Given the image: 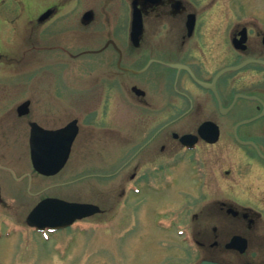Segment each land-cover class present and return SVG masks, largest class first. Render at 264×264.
Wrapping results in <instances>:
<instances>
[{
	"label": "flooded vegetation",
	"instance_id": "flooded-vegetation-1",
	"mask_svg": "<svg viewBox=\"0 0 264 264\" xmlns=\"http://www.w3.org/2000/svg\"><path fill=\"white\" fill-rule=\"evenodd\" d=\"M134 1L0 0L7 17L21 4L31 17L13 23L12 46L0 40V65L25 35L34 62L52 50L65 60L58 95L34 79L25 97L19 79L0 83V164L31 165L33 128L75 121L77 200L88 180L90 203L114 211L116 190L135 184L144 209L167 198L174 220L223 264H264V0H138V46ZM41 178L42 198L67 186L66 175Z\"/></svg>",
	"mask_w": 264,
	"mask_h": 264
},
{
	"label": "rangeland",
	"instance_id": "rangeland-1",
	"mask_svg": "<svg viewBox=\"0 0 264 264\" xmlns=\"http://www.w3.org/2000/svg\"><path fill=\"white\" fill-rule=\"evenodd\" d=\"M37 1L44 3L45 0ZM28 47L21 48L16 54H7L8 62L13 65L16 61V66L25 73L36 66L30 53L27 52ZM50 54V58L41 55V61L45 62L49 72L51 71L50 74L47 72L46 78L51 79L52 74V78H56L55 84L58 88L60 85L61 64L58 62L53 63V59L56 60L55 56L57 55L51 52ZM0 69L5 70L4 68ZM23 72L19 76L20 79H28L30 75L27 74L24 77ZM12 73L9 72L8 77H6L1 71L0 78L12 80L14 78ZM42 73L43 71L37 69L35 72L36 78H44ZM21 89H27V87H21ZM22 95H26V92ZM75 166V162L71 161L68 172L74 169ZM88 196V198H91V195L88 194ZM70 197L76 198L78 195L73 193ZM118 197L119 195H117ZM118 199L117 207L126 202V199L122 201H120V198ZM17 201L24 202L23 198H19ZM134 201L136 200L134 199ZM9 203L13 204L14 202L10 199ZM169 203L167 198L158 200V206L162 208L167 207ZM131 204L135 206L137 202ZM26 208L25 205V208H19L18 210L17 206L13 205L12 212L15 210L16 215L20 218ZM130 212L128 217L130 221L120 215L114 220H104L98 225L95 220H87V226H84L82 233L77 232V234L68 231L67 234H61L59 239L51 241L49 244L41 241L33 233L21 236V242L17 246H15L16 242L13 244L11 242L0 243V264H187L182 254L176 250L178 238L168 234V230L161 227L163 226L161 224L165 221L162 216H158L155 212L147 213L148 223H146L144 214H135L133 208ZM0 228H5V224L0 222ZM85 229L88 230L85 231ZM26 243H31V245L27 247ZM202 255L223 262L221 254L203 251ZM198 261L199 258L195 264ZM193 263V261L188 262V264Z\"/></svg>",
	"mask_w": 264,
	"mask_h": 264
},
{
	"label": "water",
	"instance_id": "water-1",
	"mask_svg": "<svg viewBox=\"0 0 264 264\" xmlns=\"http://www.w3.org/2000/svg\"><path fill=\"white\" fill-rule=\"evenodd\" d=\"M71 140L68 143L67 150H64V154L61 158L55 160L54 164L51 166L53 171L51 173L57 172L61 167H63V164L65 160L67 159V155L69 153V147H70ZM37 168L40 171H45V169L49 168L47 166H44L43 164H38ZM49 206L52 207L51 209V216L45 215L49 210ZM98 209L95 206L92 205H83V204H76V203H67L60 200H47L40 203L35 210L32 212L29 223L31 225H35L37 223H44L53 225L57 221L64 222L67 221H73L76 218H83L90 216L97 212ZM201 264H218L214 262L209 261H203Z\"/></svg>",
	"mask_w": 264,
	"mask_h": 264
}]
</instances>
